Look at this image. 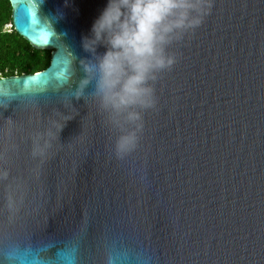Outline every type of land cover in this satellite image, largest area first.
Masks as SVG:
<instances>
[{"label": "water", "instance_id": "1", "mask_svg": "<svg viewBox=\"0 0 264 264\" xmlns=\"http://www.w3.org/2000/svg\"><path fill=\"white\" fill-rule=\"evenodd\" d=\"M10 2L14 28L52 54L0 75V264L33 250L71 264H264V0H211L167 46L176 62L149 81L155 106L120 113L94 81L76 95L105 51L84 38L108 0Z\"/></svg>", "mask_w": 264, "mask_h": 264}, {"label": "clouds", "instance_id": "2", "mask_svg": "<svg viewBox=\"0 0 264 264\" xmlns=\"http://www.w3.org/2000/svg\"><path fill=\"white\" fill-rule=\"evenodd\" d=\"M211 10V0H108L95 20L84 48L95 52L103 44L105 51L84 63L85 77L76 92L80 96L91 82L106 108L120 113L130 106L151 108L156 104L149 83L160 70L171 68L176 56L167 46L188 30L200 26ZM45 20H48L45 18ZM6 94V93H3ZM127 120H141L139 111H127ZM136 128L122 135L116 144L118 156L132 151L138 143ZM0 175H7L0 172ZM71 264L66 256L51 260L33 251L17 254V264Z\"/></svg>", "mask_w": 264, "mask_h": 264}, {"label": "trees", "instance_id": "3", "mask_svg": "<svg viewBox=\"0 0 264 264\" xmlns=\"http://www.w3.org/2000/svg\"><path fill=\"white\" fill-rule=\"evenodd\" d=\"M9 22H12L11 2L0 0V74L9 76L45 69L51 61V50L34 47L14 26L4 30Z\"/></svg>", "mask_w": 264, "mask_h": 264}, {"label": "built area", "instance_id": "4", "mask_svg": "<svg viewBox=\"0 0 264 264\" xmlns=\"http://www.w3.org/2000/svg\"><path fill=\"white\" fill-rule=\"evenodd\" d=\"M13 27V23L9 22L5 24L4 30H11ZM1 75V74H0ZM2 76V75H1Z\"/></svg>", "mask_w": 264, "mask_h": 264}]
</instances>
